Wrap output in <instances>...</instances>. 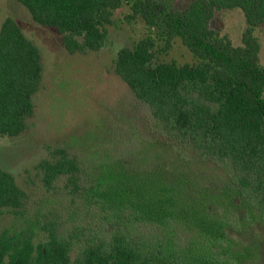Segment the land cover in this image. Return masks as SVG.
Instances as JSON below:
<instances>
[{
	"label": "trees",
	"instance_id": "16d2710c",
	"mask_svg": "<svg viewBox=\"0 0 264 264\" xmlns=\"http://www.w3.org/2000/svg\"><path fill=\"white\" fill-rule=\"evenodd\" d=\"M17 1L37 24L57 29L71 54L103 49L114 12L126 3V20L161 25L164 49L179 40L196 62L154 66L152 35L117 55L116 73L164 139V160L159 154L148 168L99 163L88 173L57 147L35 166L50 192L67 178V192L96 219L62 223L52 213L24 223L31 195L0 166V220L11 219L0 232V264L263 261L255 231L264 233V66L254 30L264 25V0H186L185 9L159 0ZM229 9L246 19L239 47L211 27L215 13ZM42 71L39 49L8 18L0 30V138L27 131Z\"/></svg>",
	"mask_w": 264,
	"mask_h": 264
},
{
	"label": "rangeland",
	"instance_id": "374dc122",
	"mask_svg": "<svg viewBox=\"0 0 264 264\" xmlns=\"http://www.w3.org/2000/svg\"><path fill=\"white\" fill-rule=\"evenodd\" d=\"M159 1L178 9H185L188 4L186 0ZM130 12L126 3L114 12V24L108 27L103 49L71 54L57 29L37 24L17 0H0V30L8 18L14 19L42 58V83L33 96L35 113L27 121V131L16 137L0 138V166L31 195L24 223L31 225L43 214L52 217V213L59 214L62 223H88L96 219L93 213L87 214L80 195L67 192V178L56 183L54 192L41 185L34 169L49 158L50 148H67L88 173L89 165L95 168L99 163H124L125 168L142 163L148 168L153 165L150 161L157 162L159 154L163 160L166 158L161 147L164 139L153 132L150 110L116 73L117 55L121 49L133 48L152 35L156 41L154 66L172 61L181 65L195 63L196 59L179 40L165 50L163 27L150 30L141 19L128 21L125 17ZM211 27L220 38L239 47L247 23L240 9H229L217 11ZM254 35L264 66V25L256 28ZM193 170L196 167L191 166L189 171ZM80 180L81 187L86 185L84 176ZM10 222L11 219L0 220V232ZM255 235L264 252V233L256 230ZM258 264H264V260Z\"/></svg>",
	"mask_w": 264,
	"mask_h": 264
}]
</instances>
